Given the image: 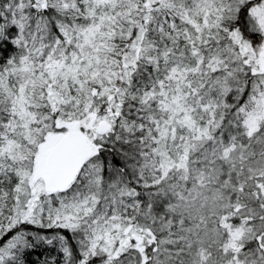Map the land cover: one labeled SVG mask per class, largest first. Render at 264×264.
<instances>
[{
  "label": "snow or ice",
  "instance_id": "6c2138e0",
  "mask_svg": "<svg viewBox=\"0 0 264 264\" xmlns=\"http://www.w3.org/2000/svg\"><path fill=\"white\" fill-rule=\"evenodd\" d=\"M0 264H264V0H0Z\"/></svg>",
  "mask_w": 264,
  "mask_h": 264
}]
</instances>
